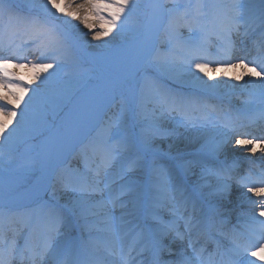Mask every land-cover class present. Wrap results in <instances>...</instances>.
Masks as SVG:
<instances>
[{
	"label": "snow or ice",
	"instance_id": "1",
	"mask_svg": "<svg viewBox=\"0 0 264 264\" xmlns=\"http://www.w3.org/2000/svg\"><path fill=\"white\" fill-rule=\"evenodd\" d=\"M261 2L264 4V0ZM43 7L53 19L67 17L69 19L65 23L78 21L83 24L88 29L87 34L93 40L103 42V47H107L109 43L105 38L113 33L122 38L129 33L136 38L143 36V39L129 45L124 54L126 75L111 80L104 89V96L111 100H115L117 96L123 98V90L137 74L143 73V80L137 89L138 101L131 111L133 118H138L144 126L140 136L133 137L127 133L122 122L112 121L106 124L102 134L88 141L86 152L93 159L91 166H86L84 171L73 177L56 178L64 191L72 193L67 204L56 206L44 202L36 210L21 212L0 207V264L43 259L54 248L59 247L56 242L66 228L81 222L90 229L96 225L102 226L99 230L111 241L110 251L120 258L121 264H129L130 260L135 264L132 253L137 249V256L149 249L155 250L148 264H219L217 257L223 258L219 243H216L215 251L207 252L206 246L197 247L198 241L192 237V230L196 227L193 222L196 203L192 194L180 183L174 182L169 167L158 162L153 149L157 138L175 134L162 126L166 113L181 111L183 126L196 127L197 123L200 126L212 124V111L205 105V113L196 117L190 111L183 110L182 106L188 102L172 94L147 73L150 69H155L158 72L191 73L198 79H203L200 75L203 74L208 79H215L220 73L210 67L213 64L217 69L244 68L247 72L231 79L239 81L247 75L252 84L257 85L261 94H264V70H258L264 69V40L260 42L258 58L245 63L247 56L234 55L232 34L239 30L242 21L247 22L240 0H234L229 13L219 19L218 29L213 33L220 41L217 58L209 55L210 32L208 25L202 20L204 13L192 15L187 8L182 11L183 6L179 4L166 10L169 29L177 37L180 36V28H187L194 35L187 41H170L166 50L152 47L149 42L150 35L133 24V17L139 7L138 0H80L79 3L77 0H45ZM202 7L203 5H198V9ZM260 21L264 26V8L261 9ZM35 53H39L37 60L28 59L30 54ZM16 61L20 63H15ZM74 64L75 60L55 26L35 17L14 13L10 4L0 0V148L6 144L12 145L13 142H22L31 117L37 111H46L48 102L52 99L49 90L57 73ZM29 67L33 76L26 79L18 70ZM222 75L228 77L227 70ZM34 81H39L36 87H32ZM25 96L28 97L27 101ZM14 120L17 123L9 131ZM91 131L85 111L69 130L66 138L71 140L83 133L87 139ZM237 135H253V139H235L234 143L253 154L257 152L259 145V151L264 155V136L255 137L251 132L238 133L231 123L225 124L223 129L215 132L202 145L201 151L205 158L197 162L201 167L200 178L204 181L200 188H213V180L219 184L229 174V170L222 163L214 165L211 160L229 142H233L232 138ZM7 155L0 151V163L6 161ZM148 155H151L150 176L154 192L145 201L139 195L136 183L125 178L141 167ZM192 166V162L182 165L186 171H190ZM238 182L247 188L245 196L251 201L253 209L251 218L259 227L250 229L243 242L239 236H232L231 246L227 249L229 264H241V257L250 258L249 264H264V219H260L264 217V171L240 176ZM114 185L117 186L115 189ZM229 187V184L223 183L222 187L214 188L209 194L225 191ZM194 191L199 194L198 189ZM129 196L142 209V218L138 217L134 224L113 214L116 208H127V202L123 198ZM159 208H167L173 219L164 221L156 211ZM14 218H19V228L12 226ZM181 221L183 232L180 231ZM124 224H132L129 231L134 232L127 251L121 246ZM173 233L181 240L188 239L191 254L184 250L179 261H162L159 253L166 248L164 237ZM17 235H20L19 241Z\"/></svg>",
	"mask_w": 264,
	"mask_h": 264
},
{
	"label": "bare ground",
	"instance_id": "2",
	"mask_svg": "<svg viewBox=\"0 0 264 264\" xmlns=\"http://www.w3.org/2000/svg\"><path fill=\"white\" fill-rule=\"evenodd\" d=\"M21 4L25 5H33V3L37 4L38 9L40 10L38 16H33L35 18H38L41 20L40 17L44 18L46 16H49L46 14L44 10V3L45 0H17ZM144 2L142 6L148 7L149 14L147 13V19L146 22L151 19H155L154 27L152 28V36L150 37V45L152 47L160 48L161 50H166L168 45L170 46V41H176V40H183L187 41L191 36L194 35V33H190L187 28H180V36L177 37L175 34H173L168 26L167 19L163 18V11L165 3L169 0H138L139 2ZM234 2V0H231ZM260 1V0H259ZM80 0H77V3H79ZM245 2V3H243ZM250 2H253L252 0H240V3L243 5L244 8V19L247 22H242L240 24L239 30L235 31L234 34H232V41L235 46L234 55L237 57H244L247 56V59H245V63H248L251 59L258 58V49L260 42L264 40V26L261 25L260 16H261V9L264 8V4L262 2L253 4L251 8H248ZM140 6V4H139ZM150 6H154L151 8ZM162 6V8L160 7ZM14 13L19 14V9L16 6H11ZM230 9V8H229ZM229 9H223L219 12H214L212 10V14H216L219 16L220 19H222L226 14L229 13ZM211 13V11L205 12ZM40 16V17H39ZM31 17V16H28ZM69 18L62 17L57 20H62L64 23ZM151 21L148 25L143 24L140 26V28L143 30L144 33L147 32V28L149 27ZM7 23V21H4ZM76 21H73L71 23H65L66 25H69L72 30L76 28V25L73 23ZM79 23V22H78ZM212 24L211 22H208V25L210 26ZM75 30V33L77 35H80L83 37L82 40H78L79 45V52L78 53L75 50V45L71 44V42L66 38L65 40V46L70 50L71 55L73 59L75 60L74 65L66 66L62 71H59L57 73V76L55 77L52 87L49 90L52 99L48 102L47 109L45 112L41 113L37 111L30 119L28 125H26V130L23 134V137L26 135L27 141L30 142L27 145H24L23 142H20L17 144L16 142H13L12 145H4L2 148H0V151H3L7 153V159L6 161L0 163V167L3 169H7L12 172H30L31 174L34 172H38V175L29 176V180H37L38 178L43 177L47 171L48 168L52 165V146L57 138V135L60 131L65 129L64 135L60 141V144L56 150L55 153V160L56 164L61 165L60 169L55 172V182H43V187L46 190H49V187L53 188L52 191L47 193V198L51 203L55 202L62 203L68 202L71 197L72 193L65 191L64 193H57V190H62L61 186L56 182L57 177H66L70 178L71 174H69L70 171H74L75 173H79L84 171L86 166H91L93 163L90 161V158L87 157L86 152L83 147V133H81L79 136H74L71 140L67 139V133L72 128V126L80 120L81 113L87 112V114L90 112L89 109L92 106L93 102L98 101L103 98L102 93L104 92L105 87L110 83L111 80L123 78L126 75V69L118 68L119 63L123 61L124 54L123 53L119 58H113L111 59L108 57V54H105L103 52L96 53L95 50H88L90 46L94 44H100L102 42L95 41L92 39L90 34L88 33V29L83 25L80 24ZM214 24H212L213 27ZM218 28V27H217ZM216 31V29H213V33ZM210 34L208 45H209V55L211 58H217V50L216 48H219L216 44V37L214 34ZM106 39V38H105ZM129 40L122 41V44L124 47L128 49ZM213 44V46H212ZM113 47V44L112 46ZM113 49V48H112ZM219 50V49H218ZM39 53L30 54L28 59L30 60H37ZM89 62L88 68H86V65L83 64V61ZM41 62V61H37ZM45 63H49L51 61H43ZM80 62L81 64H79ZM92 62V63H91ZM235 62V60L233 61ZM15 63H20V61H16ZM81 65V66H80ZM213 69H216L220 75H217L215 79H208L207 76H203V74H200L203 79H198L196 76L192 75L191 73H179V72H159L161 77L163 78V82H159L161 85L168 84L173 89V94L177 97L183 98L188 103L184 104L182 106L183 110L192 111L193 109H197L200 106L203 107V110L205 109V105H209L213 107V110L215 112H221L222 108L229 109L232 112V117L230 119L221 118V122L218 126H212L204 125L200 126L199 123H197L196 127H184L183 126V117L181 116V111H175V112H168L165 115V118L162 121V126L167 129L169 132H174V135H168L163 136L160 138H157L153 144V149H155L161 156L168 155L170 158L173 159V156H178L182 154H187L189 156V162H192V168L190 171H186L185 173L188 177H190L192 180L200 179V173H201V167L197 163L198 161L204 159V155L201 157H197L194 154V150H201L200 148L202 145L205 144L206 141H208L212 135H214L215 132L223 129L225 124L231 123L232 126L236 128V131L238 133L243 132H251L255 135V137L264 136V116L261 117V113L264 112V107L261 109H258V104L248 102V97H245L244 94H240L238 91L241 90H248L249 87H257V85H253L251 82V78L247 75L244 76L243 80H235L231 79V77H234L235 75H240L242 73L247 72V69L244 68H228L225 69L223 67L216 68V65L213 64L210 66ZM251 67V65H250ZM258 67V66H257ZM86 69L93 70L92 74L95 76L96 81L91 85V87L87 90L86 94L83 96L82 100L76 103H73L75 94L72 93V89L75 87L76 83L81 81V74L85 73ZM156 72H158L155 69H152ZM227 70L228 77H224L222 73ZM258 70H264L259 69ZM26 79H31L33 76V71L31 68H23L18 70ZM51 71V70H50ZM149 75V74H148ZM139 78V76H138ZM87 78H84L86 80ZM227 81L222 83L220 81ZM227 79V80H225ZM142 81H139V85ZM39 83V81H34L32 84V87H36V85ZM138 85V87H139ZM166 85H164L165 87ZM137 87V89H138ZM126 95L127 98L130 100L132 108L134 104L138 101L137 96V90L132 92V87L129 88L126 87ZM209 90V91H207ZM211 90L221 91L225 92L224 97L226 98H232L236 101H239L238 104L240 105V109L242 107H247L245 110L241 111L238 110L236 107H234V102H227V101H219L214 100L215 98L210 95L209 92H213ZM2 91V89H0ZM238 93V94H237ZM29 94H31L29 92ZM99 99H98V98ZM97 98V99H96ZM28 97L25 96V101H27ZM221 99V98H220ZM126 101V99L124 98ZM124 100H121L120 103L124 102ZM218 102V103H217ZM99 103L95 104L94 106L98 105ZM252 105L250 108L248 106ZM257 105V106H256ZM236 106V105H235ZM23 107V103L21 104V108ZM89 111V112H88ZM258 111V112H257ZM111 110H102L96 114L90 113L88 115V121H89V127H95V126H101L99 125L100 121H104L105 116L110 115ZM121 118L120 122L125 124L124 118L122 114H120ZM133 116V115H132ZM19 118V117H18ZM17 118V119H18ZM135 126L138 136L141 134V129L143 128V123L139 121V119H134ZM117 121V120H114ZM17 121L14 120L12 124L9 127V131L12 127H15ZM259 131H262L261 134H259ZM30 132H35L36 136H29ZM239 138H238V137ZM234 136L232 138L233 142H229L223 151L221 152L224 155L225 160H219L218 157H215L219 164H225L226 168L229 170V174L225 175V179L229 181L230 187L225 190L216 193L214 197L220 196L224 203L231 204L233 206H238L236 203L237 200H245L249 201V205H244L243 203L240 204V207H237V211L243 209V208H249L247 212L253 214L252 204L251 201L245 196V193L247 192V188H245L243 185H238L239 177L242 174V167H245L247 165H253L256 166L260 171L261 169H264V155H262L259 151V145H257V152L255 154L249 152L246 148H241L237 145H235L234 140L235 139H253V135L248 136ZM77 146L78 149L76 151H73V147ZM26 152V153H24ZM22 152V154L18 155L17 152ZM251 154V157L249 155ZM14 155V158L12 157ZM215 158L211 160V163L214 165H218L215 163ZM185 160V159H184ZM165 165H167L170 169L171 175L174 179V182L176 180L180 179V175L177 173L176 170L172 168L171 161H166V159H163L161 162ZM186 163V162H185ZM262 165V166H261ZM247 168V167H246ZM249 171V170H248ZM133 173V172H132ZM137 175H143L141 171H135L134 172ZM252 174H256V172H253ZM243 176V174H242ZM146 179V177H144ZM125 180H130V178H125ZM204 182L203 180H201ZM221 182H225L224 179H222ZM217 181L213 180L212 184H216ZM182 184H185V182H182ZM40 186H36L33 189H31L32 192H29L30 190H26L24 192H28V194H40ZM153 187V186H152ZM183 187H188L186 185H183ZM251 187V186H249ZM205 188V187H203ZM209 188V187H207ZM56 192V193H55ZM22 194L26 195L27 193ZM251 195L250 193L248 194ZM196 199V211L195 215L196 218H194V223H196V227L199 225L201 227L200 233L206 234L204 235L205 245L207 248V252H213L216 248V243L218 242L220 247L223 244V239L218 237L219 233H223V237L232 238L233 235H237L240 237L241 241L243 242L244 239H246L247 235L244 234L241 230H246L247 233L250 230V227H247V223L238 221L236 225H233L232 227H228L225 225L221 215L215 212H210L205 207L206 204H202L200 202H197ZM127 205L132 204V200H128L126 197ZM245 203V202H244ZM204 206V207H203ZM231 207V206H228ZM32 210H35L36 206H32ZM168 214L171 212L167 208H163ZM233 209V208H230ZM222 212H227V210H221ZM243 212V210H242ZM113 214L117 217H122L124 221H131L132 224L137 222L138 216L133 212L130 211V215L127 216V213L125 209L123 208H116L113 210ZM260 219H264V217H261ZM211 220H214L217 222H213ZM210 221V222H209ZM198 222V223H197ZM209 222L210 224H207ZM212 222V223H211ZM181 223H183L181 221ZM132 224H124L123 227L127 228L126 230H129L132 228ZM253 226L259 227L258 223L255 221L252 222ZM100 226V225H99ZM102 227V226H100ZM207 227H210L209 231H212L214 234H210L207 232ZM75 226L71 228H67V230L64 231V234L58 238L57 242L60 246H66L69 242H67L68 238L71 236V234H79ZM195 229V228H194ZM194 229L192 230V233L194 232ZM74 230V231H73ZM84 230V229H83ZM91 229H85L84 232L86 234H90ZM134 232H132L133 234ZM11 236V232L9 233V237ZM17 237H20V235H17ZM87 237L90 239V237L87 235ZM197 237V236H196ZM194 237V238H196ZM185 240H188L187 238ZM123 241L121 240V243ZM186 242V241H185ZM170 243V242H169ZM166 245V248L159 253L160 258L162 261H172L177 262L181 259V257H173V259H169L166 254L168 250L169 244L164 243ZM211 245V248L209 247ZM122 246V245H121ZM203 246V244H201ZM178 248L177 254H180V252L184 251V249H187V247H183L179 243V238L173 239V244L170 245V248ZM219 247V248H220ZM184 248V249H183ZM103 249L108 250L109 252L103 254V258L107 261L108 264H111L113 260L108 261V257L110 255H113L110 251L112 248L108 249L107 246L103 245ZM180 251V252H179ZM189 251V250H187ZM146 255H143L140 259H143L145 256H147V252L145 251ZM155 253V250H154ZM61 256V254H59ZM115 256V255H114ZM227 258V255H224ZM113 257V256H112ZM46 259H49V257H45L39 264H43ZM82 255L79 256L76 260H69L71 264L82 260ZM117 259V256L115 257ZM227 259L226 261H228ZM250 258H245L246 263L243 264H249ZM131 261V260H130ZM137 264V263H135Z\"/></svg>",
	"mask_w": 264,
	"mask_h": 264
},
{
	"label": "rangeland",
	"instance_id": "3",
	"mask_svg": "<svg viewBox=\"0 0 264 264\" xmlns=\"http://www.w3.org/2000/svg\"><path fill=\"white\" fill-rule=\"evenodd\" d=\"M177 1H178V3H176L175 5H177V4L182 5L183 6L181 9L182 11L184 10V8H187L188 12L192 15H197L198 13H204L202 20L207 25H208V22H211V21L214 22V20H215L214 18H216V19L218 18L217 15L212 14V10L217 13V12H219V9L220 10L229 9L231 4L233 3L231 0H177ZM252 1L253 2H250L248 6H252L253 4L261 2V0L260 1L259 0H252ZM243 3H245V2H243ZM198 5H203V7L198 9ZM145 8L146 7H144V6L138 7L136 15L133 17V24L134 25L140 27L145 23V21H146V10H145ZM208 11H211V13L206 14L205 12H208ZM71 22H73V21H71ZM73 24L76 25V28L78 26H80L78 21L74 22ZM211 28H212V24H210V26L208 25V29L210 30ZM209 32L211 33V31H209ZM135 38L136 37H134L132 33H129L128 36L124 37V38L118 37L115 35V33H113L112 35H110L109 37H106V39H105L109 42L107 47H104V49H103V47L98 46V44H95V45H92L91 48L93 50H95L97 48L96 49L97 54L100 52H103L105 54H108V57H110L111 59L119 58L127 50V48L123 46L122 41L127 39V40H129L128 43L132 45L135 43V41L143 39V38H140V39L136 38L137 39L136 40ZM112 44H113V47H111ZM102 45H103V42H102ZM123 66H124V63L121 62L119 67H123ZM148 74L150 77H153L156 80H158L159 82H162L163 78L161 77L159 72L150 70ZM89 76H91V72H87L86 74L82 75L81 78H89ZM142 76L143 75H141V77ZM136 77H135V79L137 80ZM135 79L130 83L131 85L135 83L134 82ZM225 80H227V79H225ZM85 81L86 80L82 79L81 81L76 83V85H75L76 88L74 87L71 92L72 93L75 92L76 89H78L81 85H83V83ZM220 81L224 84H225V82H227V81L223 82L222 79H220ZM135 87H136V85L133 86V88H135ZM102 95H103V98L100 100V102H98L99 104L91 109V110H93L92 114H95V113H98L102 110H107V109L111 110V112H110L109 116L104 117V119L106 118L107 121H100L102 124L101 126H95V127L91 128L92 131H94L95 136L103 133V130H104L107 123L112 122L114 120H117V121L120 120V113L123 111L122 106L124 104H120V101L122 99L119 98V96H117V98L115 100H111L110 98H105L104 92L102 93ZM210 125L211 126H218L217 122H213ZM98 130H100V132ZM130 136L137 137V132L134 130V126H131ZM91 139L92 138H90V137L87 139L84 138V141H88ZM199 151H201V150H194V154H198ZM182 155H185V154H182ZM149 162H150V158L145 157L144 161L141 164V167L137 168L138 170H141L144 173L143 177H146L145 184H147L148 177H150V163ZM126 178H128V177H126ZM3 179L7 183V180L4 177H3ZM139 179H141V178H137V177L132 178V180L136 181V182ZM141 188H142L141 186H138L139 191L141 190ZM123 199H124V201H126L125 197ZM87 229H90V228L87 227Z\"/></svg>",
	"mask_w": 264,
	"mask_h": 264
}]
</instances>
